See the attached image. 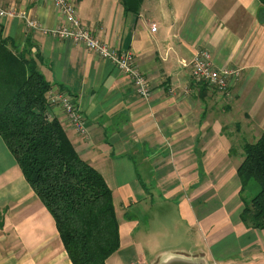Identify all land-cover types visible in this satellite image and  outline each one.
<instances>
[{
  "label": "crops",
  "instance_id": "crops-1",
  "mask_svg": "<svg viewBox=\"0 0 264 264\" xmlns=\"http://www.w3.org/2000/svg\"><path fill=\"white\" fill-rule=\"evenodd\" d=\"M70 1L97 39L133 53L147 99L112 62L50 33L63 22L52 0H0L40 26L0 17V36L30 44L49 91L70 94L82 112L83 134L60 106L47 110L112 192L120 247L105 264H143L145 244L157 247L160 261L179 255L204 264H264V228L241 221L237 175L243 144L264 132L260 2L141 0L134 12L122 0ZM201 49L215 68L239 71L226 91L191 79L184 63ZM0 264H72L53 217L1 137Z\"/></svg>",
  "mask_w": 264,
  "mask_h": 264
},
{
  "label": "trees",
  "instance_id": "trees-1",
  "mask_svg": "<svg viewBox=\"0 0 264 264\" xmlns=\"http://www.w3.org/2000/svg\"><path fill=\"white\" fill-rule=\"evenodd\" d=\"M258 1L259 21L264 22V0ZM122 2L126 10L137 12L141 0ZM31 49L0 36V137L53 217L71 263L105 264L120 247L112 192L76 152L59 120L49 118L51 84L38 71V53ZM242 150L237 168L240 219L247 227L263 229L264 132Z\"/></svg>",
  "mask_w": 264,
  "mask_h": 264
},
{
  "label": "built area",
  "instance_id": "built-area-1",
  "mask_svg": "<svg viewBox=\"0 0 264 264\" xmlns=\"http://www.w3.org/2000/svg\"><path fill=\"white\" fill-rule=\"evenodd\" d=\"M63 17V22L58 27L50 30V33L62 39L82 43L85 47L98 56L112 62L118 69L131 80L135 92L141 98L147 99L150 95L147 79L139 70L133 53L129 50H116L96 38L78 19L73 3L70 0H52ZM0 17H19L32 29H39L36 20L29 19L26 13L18 12L13 7L0 5ZM156 29L155 24L151 30ZM190 77L194 83L204 84L207 88L224 92L228 89L231 78L237 77V69H217L213 65L211 53L208 50H198L189 64ZM49 105L60 106L68 118L69 123L81 134L86 129L84 119L74 98L64 91H49L47 93Z\"/></svg>",
  "mask_w": 264,
  "mask_h": 264
},
{
  "label": "rangeland",
  "instance_id": "rangeland-1",
  "mask_svg": "<svg viewBox=\"0 0 264 264\" xmlns=\"http://www.w3.org/2000/svg\"><path fill=\"white\" fill-rule=\"evenodd\" d=\"M258 187V186H257ZM160 211H156V215L159 217L160 216ZM162 212V211H161ZM122 217V216H121ZM139 219V223L141 222V226H140V229H144V230H147L145 227H144V224L142 223V216H139L138 217ZM145 234H147V232H145ZM146 242V240H144ZM153 245H154V242H153ZM145 246V255L141 256V259L143 261V264H158L159 261L161 260L162 256H159V255H156V249L157 247L156 246H152V247H149V245L147 246V244L144 245ZM116 253H114L109 259V263H111V261L113 260V257H115Z\"/></svg>",
  "mask_w": 264,
  "mask_h": 264
},
{
  "label": "water",
  "instance_id": "water-1",
  "mask_svg": "<svg viewBox=\"0 0 264 264\" xmlns=\"http://www.w3.org/2000/svg\"><path fill=\"white\" fill-rule=\"evenodd\" d=\"M158 264H204V262L201 259L171 255L166 259L159 261Z\"/></svg>",
  "mask_w": 264,
  "mask_h": 264
}]
</instances>
